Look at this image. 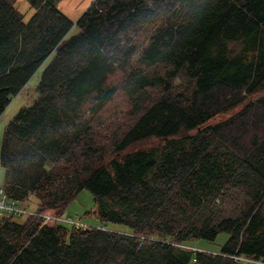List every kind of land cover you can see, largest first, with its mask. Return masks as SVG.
Listing matches in <instances>:
<instances>
[{
	"label": "trees",
	"instance_id": "trees-1",
	"mask_svg": "<svg viewBox=\"0 0 264 264\" xmlns=\"http://www.w3.org/2000/svg\"><path fill=\"white\" fill-rule=\"evenodd\" d=\"M59 1L27 20L0 0V115L47 64L4 130L1 189L77 221L87 190L131 231L0 214V264H264V0H94L76 23Z\"/></svg>",
	"mask_w": 264,
	"mask_h": 264
},
{
	"label": "rangeland",
	"instance_id": "rangeland-1",
	"mask_svg": "<svg viewBox=\"0 0 264 264\" xmlns=\"http://www.w3.org/2000/svg\"><path fill=\"white\" fill-rule=\"evenodd\" d=\"M94 0H60L58 2L59 9L66 14L74 23H76L80 17L87 11L90 5ZM17 6L19 10L24 14L25 18L28 20L34 14V9L30 5L29 0H17ZM78 31L77 27L73 28V33ZM42 66L39 71L33 76L24 90L17 95L10 105L6 108V110L0 115V144L4 134V130L10 123V121L14 118V116L19 112V110L25 107L28 104H31L32 101L37 97L36 87L40 80L42 70L44 69ZM264 94V91L261 93H257L254 96L250 97V99H257ZM121 99V98H120ZM120 99L117 102L116 110L122 111L120 108ZM240 107L231 110L227 113L218 115L215 119L212 120V124H216L219 122H223L236 113L240 111ZM108 131V130H107ZM159 142L156 140H146L140 143L135 144L129 151L131 152L136 149H150L153 146L158 145ZM4 169L0 165V189L3 187L4 183ZM19 206L26 208L29 212H36L38 210L37 205L39 203V198L34 194L29 197L24 202H16ZM16 203H13L16 205ZM96 205L92 194L84 190L80 192L77 198L68 206L66 215L73 217L75 219H80L83 223L87 224L90 227H100V225L105 226V229L116 231L120 233H129L131 231L128 226L114 224V223H103L100 219L96 218L92 212H95ZM217 211H223L220 207L217 208ZM15 220L17 222H24L28 218V214H16ZM229 234L222 233L218 236V238L214 241H207L204 239H196L190 241L189 244L195 249H202L211 252H218L220 247L228 240Z\"/></svg>",
	"mask_w": 264,
	"mask_h": 264
},
{
	"label": "built area",
	"instance_id": "built-area-1",
	"mask_svg": "<svg viewBox=\"0 0 264 264\" xmlns=\"http://www.w3.org/2000/svg\"><path fill=\"white\" fill-rule=\"evenodd\" d=\"M0 193L2 194V198H0V212L9 213V214H28L27 209L20 207L19 205H14L13 202L7 200L6 195L4 194L3 190L0 189ZM44 223L48 222H56V221H64L69 222L70 224L74 225L75 228H83L87 229V224L83 223L82 221H77L72 218H61L55 215H43ZM236 259L242 261L244 264H255V260H248L243 256H234ZM260 263V262H258Z\"/></svg>",
	"mask_w": 264,
	"mask_h": 264
},
{
	"label": "crops",
	"instance_id": "crops-1",
	"mask_svg": "<svg viewBox=\"0 0 264 264\" xmlns=\"http://www.w3.org/2000/svg\"><path fill=\"white\" fill-rule=\"evenodd\" d=\"M0 198H2V194L0 193ZM8 200V199H7ZM38 205H39V203H38ZM38 205H37V208H38ZM21 207V206H20ZM23 208V207H22ZM26 209V208H25ZM32 213H36V215H39V216H41L42 217V219H43V215H51L53 212H51V211H48L46 214H40V213H38L37 211L36 212H29L28 211V214H32ZM0 214H5V215H11V214H9V213H5V212H3V213H1L0 212ZM43 222H44V219H43ZM22 223V222H21Z\"/></svg>",
	"mask_w": 264,
	"mask_h": 264
}]
</instances>
